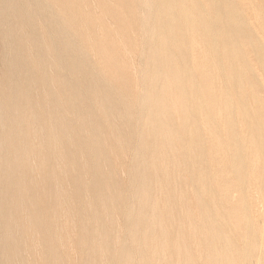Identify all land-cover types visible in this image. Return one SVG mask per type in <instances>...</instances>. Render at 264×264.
<instances>
[{"label": "bare ground", "instance_id": "bare-ground-1", "mask_svg": "<svg viewBox=\"0 0 264 264\" xmlns=\"http://www.w3.org/2000/svg\"><path fill=\"white\" fill-rule=\"evenodd\" d=\"M129 1L0 0V264H195L193 222L186 238L184 230L170 238L173 212L160 206L151 185L162 191L168 183L158 161L176 160L183 142L191 153L199 143L209 163L220 166L215 181L227 198L221 131L211 117L222 116L229 104L205 90L204 59L180 67L184 49L198 45L188 37L189 29L199 32L191 0H159L146 19L154 22L151 32L142 20L152 38L146 52H138L145 64L140 75L130 78L137 49L126 21L136 15ZM234 1L243 3L227 0L228 12ZM197 115L206 140L190 122ZM131 144L130 181L122 190L120 161ZM196 176L205 190L208 176ZM197 215L206 236L228 248L230 216L199 202ZM212 246L205 264H219Z\"/></svg>", "mask_w": 264, "mask_h": 264}, {"label": "rangeland", "instance_id": "rangeland-1", "mask_svg": "<svg viewBox=\"0 0 264 264\" xmlns=\"http://www.w3.org/2000/svg\"><path fill=\"white\" fill-rule=\"evenodd\" d=\"M149 1L153 2L152 8ZM158 1L147 0L146 4L143 3L144 0L129 1L136 10L135 17L126 19L132 26L131 36L137 49L136 54L129 60L130 78L134 80L138 78L140 70L145 65L139 53L146 52L152 38L151 35H147V31L151 32L154 22H148L146 19L154 16ZM191 1L192 7L195 8L196 27L199 32L189 29L188 37L194 36L198 45L194 49L191 45L184 49L182 54L184 61L180 63V67L184 65L187 69L192 68L195 62L201 64L204 59L207 68L206 84L210 86L205 90L208 92L215 90L223 101H228V121L225 110L222 116L211 117V125L215 130L221 131L225 156L221 165L225 164L224 185L229 187V192L225 199L219 191L215 179L220 166L209 163L205 147L198 143L191 153L184 149V142L183 146L180 144L175 149L176 160L170 162L163 159L157 162V171L162 167L161 161L163 165L165 164L168 183L162 191L160 187L151 185V192H154L162 208L173 212V223L168 226L170 238L180 236L182 230L185 231L182 236L186 238L189 220L193 222L195 230L193 239L189 241V249L192 253L196 252L195 264H205L210 242L215 248L219 264H226V256H230L231 264H264V0H243L242 4L234 1L233 10L230 12L226 10L224 3L227 0ZM143 19L148 30L147 26L146 28L142 26ZM181 27L186 31V25L182 24ZM192 50L194 51L191 52ZM200 73V70L196 71V74ZM196 80L202 82L199 76ZM114 119L119 122L118 117ZM202 119L197 115L190 120L197 125L199 140L205 133L201 127ZM172 121L176 122L173 115ZM121 129V135L125 136L127 130ZM108 142L109 138L104 139L106 145ZM133 152V144L125 146V158L120 161L118 173L119 186L122 190H127L130 181L129 169ZM144 155L148 157L147 154ZM168 156H171V152H168ZM252 159H255L253 168L250 166ZM235 166L241 169L239 174L235 172ZM198 171L208 176L204 178L203 191H200V186L196 182ZM212 200L215 206L211 205ZM89 201L92 202V199ZM198 202L211 213L218 209L222 215L226 213L230 216L232 223H224L228 248L217 239L206 236L202 230L204 224L197 215ZM120 207L114 208V215L119 236L122 237L124 220ZM187 211L191 214L189 217L186 216ZM75 220L76 216L73 222ZM231 224L238 228L237 233L232 230ZM251 244L253 246L249 247ZM73 254L77 255L75 252ZM138 263V260L134 261V264Z\"/></svg>", "mask_w": 264, "mask_h": 264}]
</instances>
